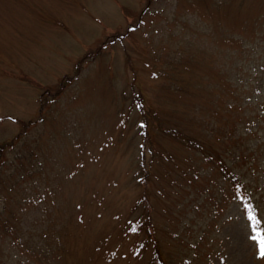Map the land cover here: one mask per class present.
Masks as SVG:
<instances>
[{"label": "rangeland", "instance_id": "rangeland-1", "mask_svg": "<svg viewBox=\"0 0 264 264\" xmlns=\"http://www.w3.org/2000/svg\"><path fill=\"white\" fill-rule=\"evenodd\" d=\"M238 2L0 0V236L9 252L4 261L17 264L24 252L27 264H35L31 246L16 236L30 245L37 239L36 220L47 217L44 208L34 207L40 202L55 207L53 215L67 225L66 264H158L150 246L135 256L137 236L122 235V220L112 217L129 210L140 190L133 176L144 110L151 114L153 150L163 145L148 184L170 264H264L250 238V207L246 212L234 190L228 195L215 167L180 140L162 136L157 119L165 116L197 131L195 116L182 113L192 116L200 104L207 112L205 89L212 80L203 90L196 81L199 74H213V40H226L221 34L214 38L212 29L238 27L245 17L264 12V0ZM204 117L203 124L213 122ZM239 164L241 172L252 166L244 178L253 181L249 201L258 213L255 227L264 234V157ZM255 168L258 180L250 179ZM210 191L225 201L211 200ZM179 217L190 224L180 241L164 224ZM107 231L112 235L105 240Z\"/></svg>", "mask_w": 264, "mask_h": 264}, {"label": "trees", "instance_id": "trees-1", "mask_svg": "<svg viewBox=\"0 0 264 264\" xmlns=\"http://www.w3.org/2000/svg\"><path fill=\"white\" fill-rule=\"evenodd\" d=\"M234 2L235 0H232V3ZM243 2L245 0H239L238 4ZM243 22L238 27H229V29L223 27L224 30L222 27L212 29L214 38L221 34L226 40L222 44L213 40L212 58L208 60L213 74L209 77L199 74L196 81L198 89L203 90L206 83L212 80L211 89H205L208 101L207 112H204L202 104H200L198 109H193L192 116L187 111L182 113L183 117L195 116L197 131L190 133L187 130L189 129L188 125L180 126L179 123L175 125L168 122L165 116H160V118L158 116L157 119L160 134L180 140L193 153L197 154L202 162L215 167L217 178L219 176L222 178L218 182L223 181L227 184V189L230 191L228 195H231L234 190V197H237L240 202L244 201V206L250 207L249 212L259 221L258 213L249 201L252 198V193L248 189L252 186L253 181L244 178L252 166L248 164V169L241 172L239 162L241 160L242 164H246L249 160L253 161L258 157H264V12H257L252 16L245 17ZM197 49L202 52L200 46H197ZM138 102L142 108L139 99ZM141 111L144 114L142 143L140 144L142 149L138 156V168L133 176L135 185L140 190L129 210L125 211L126 215L124 211H120L118 215L113 214L112 217L116 220L119 219V222L122 220L120 225V230L123 231H121L122 235L133 232L135 237L137 236L135 256L141 257L140 254L143 253L144 246H150L152 260L158 264H170L172 254L169 250H164L162 246L159 223L155 217L157 214H155L154 206L151 205L150 200L152 190L148 184L155 155L162 150L163 145L161 147L159 144L158 152L153 150L156 141L153 138L154 130L149 121L151 114L150 111ZM206 114L209 119L213 118V122L209 125L206 124L208 127L203 124L207 121L204 117ZM220 141L222 142L221 148L218 147ZM201 163H198V168L196 164L194 167L201 168ZM250 171L254 176L250 179L258 180L259 175L256 174V168ZM209 178L207 177L208 180ZM217 178L214 177V180ZM191 182L189 181L186 186H190ZM220 187L225 188L224 185H220ZM196 189L198 190V188ZM42 190L38 187L36 189L43 196ZM196 195L200 194L197 192ZM210 197L211 200L225 201L224 195L220 197L211 192ZM204 199H208L207 193L204 195ZM34 207L44 208L43 210L47 213L44 220L42 218L36 220L41 223L37 239L33 238L34 241L31 240L30 245L27 238L17 235L18 242L28 248L31 246L35 264H66L68 230L65 221L62 222L53 215L57 211L55 207L51 208L50 205L40 202H37ZM195 209V215H198L200 209L198 207ZM180 214L185 218L189 215L182 209ZM46 220H48L47 223H45ZM164 224L168 229L167 233L178 241H180L179 234L189 230L190 226L181 217L176 219L173 224ZM258 230L261 231L262 228L259 227ZM99 233L101 232H96V234ZM111 235L112 232L107 231L104 239L107 240ZM168 237L172 242L169 235ZM4 238L6 237L0 236V264H12L8 259L5 261L2 259V255L7 253V251L4 252V248L8 250L7 245L1 247ZM15 262L27 264L29 258L23 252V257H18Z\"/></svg>", "mask_w": 264, "mask_h": 264}, {"label": "snow or ice", "instance_id": "snow-or-ice-1", "mask_svg": "<svg viewBox=\"0 0 264 264\" xmlns=\"http://www.w3.org/2000/svg\"><path fill=\"white\" fill-rule=\"evenodd\" d=\"M245 210L247 212V205H245ZM248 220L253 227V235L250 238L256 242L259 256L264 257V234L258 232L255 227V225L258 224L259 221L256 220V217L253 216L251 212H248ZM132 230L135 231V229Z\"/></svg>", "mask_w": 264, "mask_h": 264}]
</instances>
